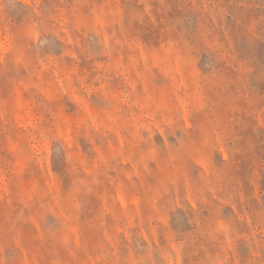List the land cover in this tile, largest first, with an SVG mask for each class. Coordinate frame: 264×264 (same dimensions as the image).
<instances>
[{"label":"clouds","instance_id":"1","mask_svg":"<svg viewBox=\"0 0 264 264\" xmlns=\"http://www.w3.org/2000/svg\"><path fill=\"white\" fill-rule=\"evenodd\" d=\"M0 264H264V0H0Z\"/></svg>","mask_w":264,"mask_h":264}]
</instances>
